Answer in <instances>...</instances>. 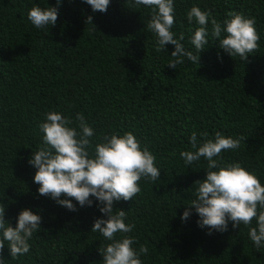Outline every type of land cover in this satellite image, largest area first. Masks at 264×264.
I'll return each mask as SVG.
<instances>
[{"label":"trees","instance_id":"16d2710c","mask_svg":"<svg viewBox=\"0 0 264 264\" xmlns=\"http://www.w3.org/2000/svg\"><path fill=\"white\" fill-rule=\"evenodd\" d=\"M36 5L58 8L54 27L32 25L28 12ZM194 5L221 21L231 13L255 18L258 48L241 61L210 39L199 64L171 68L174 46H166L167 54L155 51L149 11L132 0H111L106 13L83 0H0V203L12 227L25 209L42 217L29 254L12 260L5 246L11 264H102L106 242L91 230L106 217L74 198L77 210L70 211L39 195L34 183L28 161L42 145L39 125L50 111L73 127L83 113L96 131L93 144L132 132L156 156L160 179L141 181L134 200L114 205L135 223L136 246L149 248L144 264H264V251L257 252L244 225L229 222L227 231L209 235L194 208L180 219L195 183L206 178V161L186 166L180 157L193 131L201 142L218 131L241 138L237 150L222 153L221 165L239 162L264 182V0H177L173 30L190 49L194 26L186 12Z\"/></svg>","mask_w":264,"mask_h":264},{"label":"clouds","instance_id":"9594fccd","mask_svg":"<svg viewBox=\"0 0 264 264\" xmlns=\"http://www.w3.org/2000/svg\"><path fill=\"white\" fill-rule=\"evenodd\" d=\"M93 12L106 13L111 0H83ZM134 7L149 11L147 30L154 34V48L157 53L167 54L166 46L175 50L167 67L176 68L186 61L199 64L201 52L210 44V39L219 41V47L231 57L239 56L247 61L258 48L260 35L255 18L243 13H231L228 18L218 20L211 9L194 5L186 12L190 26L188 43L185 36H177V0H132ZM62 0H57L61 4ZM57 7L41 8L36 5L28 12V20L37 29L54 27L58 19ZM89 16L87 23L92 24ZM209 25L211 27H209ZM76 126L59 111H50L39 125L42 145L32 152L29 164L36 169L34 183L39 185L38 193L55 200L60 206L76 211L80 207L95 206L106 218H97L91 232L99 233L106 242L100 253L102 264H144L141 257L149 248L139 245L132 233L136 227L123 209L114 210L120 201H132L141 192L140 182L155 183L160 179L161 170L157 158L147 145L132 132L103 135L93 144L95 128L83 113L76 115ZM190 148L180 152L186 166L202 159L207 162L206 178L197 181L194 198L187 204L188 210L180 217L187 221L194 208L199 216L197 225L212 231L228 230L244 225L248 238L257 252L264 251V182L256 172L241 163L221 165L222 153L235 151L240 147L241 138L216 132L214 137L198 140L197 133L189 137ZM63 197V198H62ZM6 207L0 203V264H11L3 256L7 245L12 260L30 253V241L41 229L42 217L31 209H25L17 217L16 226L5 220ZM11 260V261H12Z\"/></svg>","mask_w":264,"mask_h":264}]
</instances>
